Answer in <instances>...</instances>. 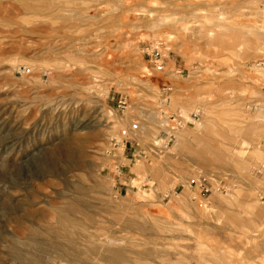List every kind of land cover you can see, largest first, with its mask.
<instances>
[{"label":"rangeland","instance_id":"374dc122","mask_svg":"<svg viewBox=\"0 0 264 264\" xmlns=\"http://www.w3.org/2000/svg\"><path fill=\"white\" fill-rule=\"evenodd\" d=\"M16 1L0 0V264H49L28 203L83 190V264L107 246L119 264H264V0H51L55 27ZM196 110L167 142L165 117ZM84 116L88 142L51 163Z\"/></svg>","mask_w":264,"mask_h":264},{"label":"bare ground","instance_id":"6f19581e","mask_svg":"<svg viewBox=\"0 0 264 264\" xmlns=\"http://www.w3.org/2000/svg\"><path fill=\"white\" fill-rule=\"evenodd\" d=\"M50 1L51 0H17L16 3L18 4V7L22 11L32 13L34 16H37V17L41 16V13L47 10L46 13L48 17L46 20L47 22H50V24L53 27H55L53 24V19L59 18V16L55 14L50 15L52 9L48 8L49 5H47V3ZM72 4L73 3L69 0L62 2L63 7H66L68 9H70L71 7L77 8L76 5H72ZM83 6L81 9H83ZM61 19L66 20V17H62ZM26 22L28 23L27 19H26ZM65 26H69V25L67 23H63L62 26L61 27L59 26V27L63 28ZM59 27L57 28L59 29ZM56 31L58 30H53V32L55 33ZM256 36H258V38L261 39L264 36V28L259 30L256 33ZM73 64L74 63H71L70 65L65 64L66 65L65 69H68L67 66L75 65ZM54 68L55 67H51L50 69L47 68L48 70H46L45 72H47V74H49L50 77H53L51 76V73H52V70H54ZM59 79H61V77ZM6 112H9V107L5 109H2V107L0 108V116L6 114ZM11 113L12 111L9 114L11 115ZM13 113H15V111ZM86 119L87 117L84 116L82 120L80 121L82 124L77 123L76 126L74 125L71 136H68L67 134H65L67 135V137L63 140L62 144L53 146L48 150V152L54 151L53 154L56 157L55 159L51 160L52 161L51 163L56 164L58 161L57 160L58 156H60L61 158L62 157H69V158L73 157L75 148L76 147L79 148L81 145L83 146L86 142H88L87 132H86L88 131V124L86 123ZM21 123H23L21 119L20 120L18 119L16 121L17 126L18 124H21ZM131 125L132 123L128 127H125V128L130 129ZM16 128L17 127L15 126V129ZM133 132L134 131L129 130V135L132 136ZM12 135L13 134H10L8 139L13 137ZM179 139H180L179 143L182 144V140L180 137ZM110 143L112 142L110 141ZM164 148L165 147L163 146L159 148L158 151L161 152L160 149L164 151ZM47 162H50V161L47 160L46 162L41 161L37 164H32V163L30 164L33 167L32 171L36 174L35 176L36 179L44 178L47 175L54 176L57 174L56 171L53 170L52 168L50 170L49 169L45 170V167H47L45 164ZM40 188H41L40 190L42 191L45 190V187H40ZM83 191L78 193L81 195L79 197L74 196V194L67 196L64 192L61 191V192H56V199H57L56 202H50V201L48 202L45 196H38V197H33V200L28 203V207L25 210L26 212L25 218L26 220L32 221L31 222L32 224L28 225L26 222H23V223L20 222V223L22 225V228L26 227L25 229H27L28 233L31 236L33 237L35 236L37 240H40L41 243L44 244V245L43 244L41 245L48 247L49 249L51 248L53 250L54 255L47 258L49 264H83L84 262L83 260H80V256L83 255V252H84V250L81 248L80 241L81 240L87 241V233H88L87 225L88 224L86 223V221L88 217L87 215V205L88 204H87V200H85L82 197V193L84 194ZM41 195H44V194L42 193ZM15 213H18V212H15ZM102 251L103 253H102L101 259L104 260L108 264H119L120 262L124 260L123 250L119 248L107 246ZM41 256H45L44 258H46V254H42ZM41 256L40 257L34 256V258L30 259L27 262V264H45L44 259L41 260Z\"/></svg>","mask_w":264,"mask_h":264},{"label":"built area","instance_id":"2783aa9c","mask_svg":"<svg viewBox=\"0 0 264 264\" xmlns=\"http://www.w3.org/2000/svg\"><path fill=\"white\" fill-rule=\"evenodd\" d=\"M158 52L157 51H153L152 52V60L155 63V66L157 67V69H162V62L160 60H158ZM127 105V101L125 98H121L118 101V107L121 110H124L126 108ZM166 118V130H168L167 133V142H169L170 140H172V138H174V135L176 133V131L185 126V125H194V124H199L201 122V114L198 110L193 111L191 114L187 115V116H183L182 114H175V113H171L169 116L165 117ZM137 122H133L130 129L128 128H123L119 131V133L117 134V137H112L110 139V141L112 142L113 146L117 145V144H124L126 140H128V138H131V136L129 135V130L131 131H136L138 129L137 127ZM200 180L198 181L199 186H200ZM191 183H195L196 181H191Z\"/></svg>","mask_w":264,"mask_h":264}]
</instances>
